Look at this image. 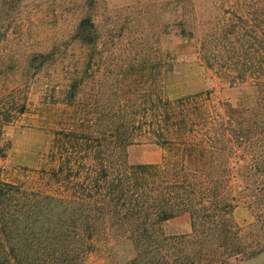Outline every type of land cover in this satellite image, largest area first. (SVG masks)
<instances>
[{"label": "trees", "instance_id": "1", "mask_svg": "<svg viewBox=\"0 0 264 264\" xmlns=\"http://www.w3.org/2000/svg\"><path fill=\"white\" fill-rule=\"evenodd\" d=\"M221 8L205 32L171 10L162 34L194 41L219 91L238 89L233 98L217 85L173 96L176 57L157 45L129 49L107 80L94 60L47 74L57 46L23 65L0 60V159L6 127L20 121L50 142L47 166L0 171V264H238L264 254V0ZM73 39L98 49L89 18ZM135 144L161 147L162 160L130 164ZM239 202L254 218L245 226ZM181 216L191 230L168 234Z\"/></svg>", "mask_w": 264, "mask_h": 264}, {"label": "rangeland", "instance_id": "2", "mask_svg": "<svg viewBox=\"0 0 264 264\" xmlns=\"http://www.w3.org/2000/svg\"><path fill=\"white\" fill-rule=\"evenodd\" d=\"M0 0V60L9 59L23 65L27 56L34 51H50L55 65L46 70L50 75H66L70 64L98 61L102 66V79L115 76L111 63L119 61L129 49L142 46H159L175 55L176 68L170 90L173 96L194 93L217 85L222 97H235L238 89L219 86L212 73L198 62L196 43L176 37H166L162 30L170 23L169 11L179 18L189 12L201 32L209 25H217L222 8L235 1L246 0ZM84 18H89L98 37V49L92 44L80 45L73 39ZM171 21V22H172ZM114 69V68H113ZM21 70H16L20 77ZM2 80V79H1ZM3 81H0L2 85ZM108 85V84H107ZM34 92L37 85L32 87ZM35 106L39 105L38 93L32 95ZM35 111V110H34ZM35 115L34 113L30 116ZM26 117L29 114L25 115ZM20 121L6 127L4 137L10 142L6 156L0 159V171L22 173L27 168L41 169L48 164L49 138L43 133L25 126ZM164 150L151 144H135L128 149L130 164L158 163ZM235 220L242 226L254 218L243 202L234 211ZM168 234L187 233L191 224L181 216L166 224ZM87 264H114L106 258L92 257ZM238 264H264V254L244 260Z\"/></svg>", "mask_w": 264, "mask_h": 264}]
</instances>
